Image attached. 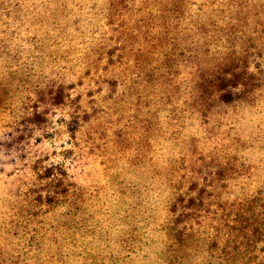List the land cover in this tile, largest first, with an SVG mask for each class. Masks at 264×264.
<instances>
[{"label":"rangeland","instance_id":"374dc122","mask_svg":"<svg viewBox=\"0 0 264 264\" xmlns=\"http://www.w3.org/2000/svg\"><path fill=\"white\" fill-rule=\"evenodd\" d=\"M0 264H264V0H0Z\"/></svg>","mask_w":264,"mask_h":264},{"label":"trees","instance_id":"16d2710c","mask_svg":"<svg viewBox=\"0 0 264 264\" xmlns=\"http://www.w3.org/2000/svg\"><path fill=\"white\" fill-rule=\"evenodd\" d=\"M235 66H236V70H238V69H242V68H243V66H242V67H240L239 65H235ZM242 73L246 74V79H247V80L253 78V75L248 74V72H246L245 70H244V72H242ZM238 76H239V74H236V73H235V74H232V77H234V78H237ZM247 80L244 81L243 84H242L243 87L245 88V90H246L247 85H248ZM207 81L209 82V84H206V85H205V89L202 90V91L198 90V89L196 88V86L194 85V88H195V90L197 91V96H196L197 99H195V100L193 101V103H194V105H195V109H196V112H197V113L200 112V110H202V109H204V108H205L204 110H206V108L209 109V107L211 106L210 104H208L207 101H205V97L207 98V96L204 97V93H205L206 95H209V94L212 93V94H211V99L214 100L213 103L219 104V106H221L224 102H227V101H226V95H221V94H219V91H220L222 88H224L225 86H227V84H223L222 82H226V83H227V82H229L230 80H226V78H223V77H221V75H220L219 77L214 76V77L208 79ZM197 85H199V84H197ZM215 89H216V92L214 93ZM244 93H245V91H244ZM245 95H246V94H245ZM236 96H238V94H237ZM208 98H209V96H208ZM245 99H247V98H245ZM247 100H248V99H247ZM203 102H206L207 105L203 106V105H202ZM221 102H223V103H221ZM219 106H218V107H219ZM214 108H215V106H214ZM182 112L185 113L186 110H182ZM212 113H213V115H215L214 111H213ZM167 228H168V227H167Z\"/></svg>","mask_w":264,"mask_h":264}]
</instances>
